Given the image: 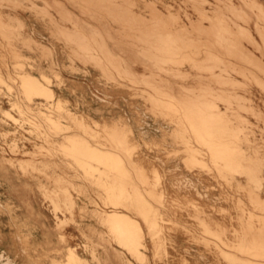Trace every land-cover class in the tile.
<instances>
[{"label": "bare ground", "instance_id": "1", "mask_svg": "<svg viewBox=\"0 0 264 264\" xmlns=\"http://www.w3.org/2000/svg\"><path fill=\"white\" fill-rule=\"evenodd\" d=\"M4 1L0 0L1 8ZM23 1L36 11L40 22L47 24V39L51 37L59 42H35L22 34L23 22L18 18L13 26L0 19V85L10 94L14 88L17 90L16 100L10 98L8 101L10 108L19 109L30 125L42 132L47 145L54 134L63 138L57 147L41 146L38 151L44 149L47 154L71 157L81 169L98 176L109 200L135 201L134 204L142 201V207L133 204L138 207L134 213L142 216L148 228L154 258L161 247L163 250L171 247L163 234L172 221L159 206L164 210L165 202H177L176 194L170 195L173 191L169 195L165 192L167 186H174L179 188L178 192L175 189L179 194V206L173 204L177 208H171L174 214H179V240L182 242L179 264H264V197L256 191L264 186V139L259 142L256 137V128L264 133V112L256 108L251 96L252 88L264 94V6L258 0H239L238 4L232 0H181L180 9L185 8L182 20L178 13L170 11L172 4L163 0H41L40 7L36 0H7V4L19 6ZM174 1L178 2L179 10V0ZM158 4L168 13L161 12ZM143 8L149 10L148 15L143 13ZM186 8L197 15L196 19ZM35 28L38 34L42 33L37 26ZM17 40L19 43L14 42ZM24 50L30 54L25 55ZM62 70L71 75H99L105 84V90L101 91L103 97L92 93V98L103 107L119 109V117L100 123L69 109L65 94H57L51 88L49 75L53 76L58 88L66 87ZM36 74L38 77L34 76ZM69 80L74 87L72 92H85L82 83ZM118 96L129 107L127 111L118 99L115 100ZM38 99L41 100L37 103L40 110L34 112L31 106ZM87 103L89 106L90 102ZM244 113L261 124L251 123ZM148 120L157 126L154 128L162 135L160 139L141 138L143 141L134 136L131 127L141 129ZM143 147L150 152L167 153L155 156L165 170L166 158H176L188 169L197 166L199 173L191 172V176H187L183 172L166 170L173 180L167 183L166 179L163 183L160 164L148 158L141 159ZM30 163L19 162L24 167ZM235 175L245 177V184ZM211 179L222 186L221 193L212 191ZM227 186L228 189L235 186L240 193L228 190ZM67 190L63 187L50 195L55 207H60V202L72 205ZM143 201L152 206L146 208ZM127 204L123 206L128 207ZM180 206H191L194 210L188 208L187 211ZM0 208L8 212L7 205L0 203ZM106 222L113 227L121 247L139 244L145 251L144 234L138 222L116 211L107 213ZM174 227L168 225V232L173 229L171 233H174ZM203 233H211L216 239ZM110 234L113 233L110 231ZM14 236L19 252L26 255L23 238L20 234ZM161 239L167 245L161 246L164 243ZM161 252L159 256L162 257ZM1 253L0 259L3 258ZM137 253L140 251L134 253L135 257ZM93 256L95 258L94 253ZM28 259L31 264L32 258ZM69 259V262L85 263L74 252H70ZM6 263L16 264L12 259Z\"/></svg>", "mask_w": 264, "mask_h": 264}, {"label": "rangeland", "instance_id": "2", "mask_svg": "<svg viewBox=\"0 0 264 264\" xmlns=\"http://www.w3.org/2000/svg\"><path fill=\"white\" fill-rule=\"evenodd\" d=\"M163 1L171 3L172 8L170 11L173 14L178 13L180 18L182 20L184 19L183 17H184V9L185 8L182 7L181 8L182 10L180 9L181 0H179V10L177 8L178 2H175L174 0H163ZM211 1L213 2V0H211ZM258 1L262 4V6H264V0H258ZM232 2L234 4H238L239 0H232ZM3 3L4 4L2 5V8L0 7V19L1 20L5 21L7 23L11 22L10 25L13 26L17 22L15 20V18H18L20 21L23 22V27H22L23 29L21 28V32L24 36H28L32 40H34L35 42H39V43H42V42L51 43V41L53 43L54 42L59 43L54 38L50 37V40L47 39V35H45L48 31L47 24L45 22H43V23L40 22V19H39L40 16H38V14H36V11L29 9V7H27L29 4L28 2L23 1V3H20L19 6L18 5L12 6L10 4H7V0L4 1ZM35 3L38 7L43 5V1H41V0H36ZM20 6L22 7L21 9H20ZM158 6H159V9L161 12H163L164 14L168 13L165 8L161 7L159 4H158ZM15 7H17V8H15ZM22 9L24 12L22 11ZM142 10H143V13L145 15H148L147 13H149V10H147L146 8H143ZM177 10H178V12H177ZM186 10L188 13L192 14L193 18L196 19L197 15L194 14L190 8H186ZM51 11H52V14L57 17L56 11L53 9ZM206 24H207V22H206ZM35 26H37L39 28V30L42 31L41 34H43L46 37H43V35L38 34L36 32ZM26 31H27V33H26ZM14 42L19 43L18 40L14 41ZM24 54L29 55L30 53L25 51ZM59 56L62 57L63 55H59ZM30 62H33V61L30 60ZM10 64L11 63H9V65ZM137 68L139 71H141L140 67H137ZM25 69L27 70L28 67L25 66ZM61 74L66 80V83H65L66 87H64L63 89L60 87L58 88L57 85L55 84L56 81L53 78V76L49 75L52 77L51 79H52L53 85L51 84V88L53 90H55L57 94H63V93L65 94L64 95L65 98L66 99L68 98L67 100H68V108L69 109H71V110L73 109L72 111H77L79 113H84L86 116H89L90 118L97 120L100 123H103L105 121L110 122L113 119H116L119 117V115L121 114L119 109L118 110H116V109L112 110L108 107H103V106H101V103L97 102L96 100H94L92 98V93H95L97 95L99 94L98 96L103 97L101 91L105 90V88H104L105 84L99 75H84L83 76V74H80V73L78 75H71L68 71L65 72V70H62ZM13 76L17 78V75H13ZM34 76L38 77L37 74ZM66 76H68V77H66ZM68 78L73 79V80H69ZM68 80L72 81V82L82 83L83 86L85 87V92H82L79 90H75L72 92L71 88L74 89V87H73V85H71L68 82ZM1 88H2V90H1ZM97 88L100 91H98ZM14 90H15V92H14ZM16 92H17V90L14 88L12 94H10L5 90V87L0 85V117L2 116L0 118V203L3 204L4 206L7 205V208H8L7 209L8 212H6V210L4 211L0 208V253L2 252L1 254L3 256V258L0 259V264H4V262H7V260H10V259L14 260V262L16 264H22V263L23 264H30L29 262H27V261H29V259H28L29 257L32 258V261H33L31 264H69L70 262H71V264H73V263L78 264V263L73 262V261L69 262V260H71V259H69L70 252H74L81 260H83V262H85L84 264H147L148 261H149L148 264H154L155 262L158 263L159 260L160 261L158 264H171V263L172 264H179V253H178L179 252V244L180 243L182 244V242H180V240H179V230H178L179 214H177V213L174 214V212L171 210V208L172 209L177 208L176 206L175 207L173 206L175 200H173V202L172 201L171 202L170 201L165 202L166 205L168 203H170V205L169 204H168L169 206L164 205V210L161 208V207H163L162 205L159 206L160 211L162 213L166 212L165 214H167V218L170 217L169 220L172 221L171 225L168 224L169 228L170 227L173 228L174 226L175 227H174V233H171L173 231V229L172 230L169 229L171 231L168 232V225L166 226L167 228H165L166 233L168 232V234L171 237L169 235H167L166 233H164L163 235H165L166 237L164 236V238H163V236H161V234L159 236L156 233L159 236V238L166 239L165 241L171 247L169 248L168 246H166L167 250H166V248H165V250H163L164 247H161V246H165L167 244H165V241L161 239V241H163L164 243L161 244L160 247L163 250V252L164 251H167V252L166 253L164 252V254H163V252H161V249L159 248L160 252L162 253L161 254L162 257L159 256L160 252H158L159 250L157 249L158 250L157 252L159 254H155L157 257L154 258L155 257L154 256V249L152 248L153 243L151 242L152 238L148 232V228H147V226H145V222H144V220H142L143 218L141 219L142 216L141 215L136 216V214H138V213H136V212L134 213V210L136 211V209L142 205L141 204L142 201H138L135 204H134L135 201H129L130 203L127 202L128 204H132L133 207H134V205H139L138 207L137 206L134 207L135 208L134 209L132 206H129L126 203V201L121 202V201L109 200L106 198L107 195H106V192L104 191L105 189L103 188L101 181L98 178V176L89 174V172L87 173L86 170L81 169L80 166L75 164V161L71 157L64 156L62 154L60 155V153H55V155H53L54 153H52V155L47 154L44 151V149L41 152L38 151V148H40L41 146H45V147L48 146V147H54V148L57 147L63 141V138L61 136L55 135L54 134L55 132L53 131L54 138L52 136V138L49 139L48 145H47V141L45 142L43 135L41 136L42 132L38 131L35 127H32L30 125L29 121L27 120V117H24L22 112L19 109L10 108L8 101L10 98H11V100H16V98H15V97H17ZM71 92H72V94H71ZM74 93L76 96L73 95ZM251 93H252L251 96L253 99V103L256 106V108L264 112V104H263L264 103V94H262L258 90H255V89L253 90V88L251 89ZM10 95L12 97H10ZM70 96H72V97H70ZM115 96H117V95L115 94ZM118 97H116L115 100L118 99L117 100L118 103L124 107L125 111H127L129 109V107L125 104L124 100H121V98L120 97L118 98ZM12 98H14V99H12ZM82 98L84 100H82ZM39 101H41V100L40 99H38L37 101L34 100V103L31 106V109H33L32 111L37 112V110L39 109L38 108L39 106H37V103ZM82 101H84V102H82ZM77 102H79V103H77ZM87 102L88 103L90 102L89 106L86 105ZM76 103H77V105L79 104L77 108L75 106ZM137 103L143 105L142 102L138 101ZM70 105H71V107H70ZM81 106H82V108H81ZM100 107L103 109L102 111L99 110ZM90 108H91V110H90ZM6 110H8L7 114L8 113L10 115L12 114L11 116H13V117H10L9 115L7 116V114L5 115L4 113ZM42 110L44 111V109H42ZM82 111H84V112H82ZM108 112H109V114H107ZM20 114H22V116H20ZM3 115H5L6 117ZM244 115L247 116V119L251 123H255V125H256V123L258 125L261 124L256 120L255 117H252V115L246 114V113H244ZM108 117H110V118H108ZM21 122H22V124L20 125L19 123H21ZM26 122H28V123H26ZM143 126H144V128L145 127L146 128L144 129ZM143 126L141 129H138L137 126L131 127V128H133L134 136L138 140L160 139L162 137V135L157 131V129H155L157 126L153 125L152 121L148 120L146 124H143ZM47 128L51 129L50 126H47ZM147 128H148V130H147ZM256 129H257L256 130L257 141L261 142V141H263L262 139H264V133L262 134L259 132L258 128H256ZM15 131H16V133H15ZM8 132H9V134L7 135ZM141 132H143V134ZM31 133H33V134H31ZM157 133H159V134H157ZM155 134H157V135H155ZM39 135H40V137H39ZM140 135H142L143 137L142 136L140 137ZM141 138H143V139H141ZM55 141H57V142H55ZM14 144L16 145V148L14 147L15 149L13 148V146H15ZM39 144H40V146H39ZM12 148L14 149V151ZM10 149H11L12 153H11ZM149 150H150L149 148L144 150V147H143V152H142L143 158H141V159L144 161L147 158L150 160H154L158 166L160 164V167H162L161 163L156 160L155 156L157 154L160 156H166L167 153H165V152H163V153L158 152L157 153L154 151L150 152ZM27 152H29V153L27 154ZM35 154H38V155H35ZM52 156H54V157L51 158ZM166 159H167V160H165L167 162L166 170L176 171V172H178V174H179V172L180 173L183 172L184 174H188L187 176H191V172L199 173V168L197 166L188 169V167L186 168V166L184 165V163L182 161H180V159H176V158H171V159L166 158ZM173 159H175V160H173ZM23 160H25V161H23ZM26 161H30L31 162L30 165L24 167L23 165L21 166L19 164V162H26ZM179 161H180V163H179ZM31 164H32L33 168L31 167ZM29 166L31 167V169ZM34 166H36V167L34 168ZM45 166H47V168ZM27 168H28V170H27ZM164 168L165 167L163 166L162 170H161L163 175L165 173V175L164 176L162 175V178H161L163 183H165L166 179H167L166 180L167 183L172 182V180H173L172 177L169 175V172H167ZM176 168H178V169H176ZM38 169H40V170H38ZM179 169H181V170H179ZM24 172H26V173H24ZM146 172L148 174H150V172L147 169H146ZM203 174L207 177L206 172H204ZM167 175L170 177H168ZM263 175H264V173H263ZM90 176H92V177H90ZM51 177H53V178H51ZM82 177H84V178H82ZM234 177H237V179H239L243 184H245V179H246L245 177L240 176V175H235ZM59 178H60L61 182H58ZM208 178L210 179L209 176H208ZM150 179H151V176H150ZM64 180H65V182H64ZM74 180H75V182H74ZM71 182H72L73 186L71 185ZM216 183H217L216 181L214 183V181L211 179V185L214 187V189L212 188V191L216 194H219V193H221V191H219V189H221L220 187H222V186H220L219 184L217 185ZM63 187L65 189L69 190V191L67 190V192H69L68 193L69 196L71 195L70 198H72L71 200H73V203H72V205L68 204L65 206L63 204V202H60V207H55L54 206L55 202L50 198V195L53 193V191H55V190L60 191V189ZM168 187L169 186H167V188ZM156 188H158V187H156ZM167 188H165V192L168 195H169V192L171 193V191H173L172 192L173 194H170L171 196L172 195L175 196V194H176V197H174V198L177 199V202L174 205L177 204V206H179V201H178L179 196H177L179 194L176 193V191L177 192L179 191V188L172 186V187L168 188V189H170L169 191ZM175 189H176V191H175ZM227 189H228V186H227ZM228 190H231L234 193L235 192L240 193V191L235 186L229 187ZM231 191L229 193H231ZM256 191H257V194L259 193V196L261 198L264 197V186H262V188L259 189V191H258V189ZM98 195H100V196L98 197ZM101 195H104V197L103 196L101 197ZM111 201H114L115 202L114 204H116V205H114ZM88 202H89V204H88ZM119 202H121V203H119ZM123 202L125 205L127 204L128 207H124L123 206L124 204H122ZM143 202L147 205V207H146V205L143 203V206H145L146 208H150L152 206V205H149V203H147L146 201H143ZM97 203H98V207H97ZM106 203H107V205H106ZM171 203H172V205H171ZM111 204H113L114 207L110 206ZM119 205H120V207H119ZM66 207H68V208L70 207V208L67 210ZM76 207H78V208H76ZM82 207H84V208H82ZM86 207H89V208H86ZM182 207L183 206H180V208H182ZM190 207L191 206L183 207L182 209L188 211V208H189L192 210L193 208L192 207L190 208ZM81 208H82V211L80 210ZM123 208H125V209H123ZM165 208H166V210H165ZM94 209L96 211H93ZM114 209H116V210H114ZM70 210H71V212H70ZM113 211L122 212V213L126 214L130 218V220L138 222L141 225L142 235L144 234V236H142V238L144 239L143 243L145 246V251H144V248L139 244H137L136 246L138 247V245H139V247L141 246L140 248L139 247L137 248L135 246L134 247L124 246V248H123V246L122 247L120 246V242H119V240H117L118 238L115 234L116 232H113L112 231L113 227L111 226V224L108 225V222H106L107 213H111ZM128 211H130V212H128ZM10 212H11V214H10ZM70 213L71 214L74 213L73 216ZM64 214H66V215L64 216ZM100 215H103V218L100 217ZM55 216L56 217L58 216V217L56 218ZM79 216H81V217L79 218ZM14 218H15V220H14ZM11 219H12V221H11ZM56 219H59L60 221L56 220ZM64 219H66V220H64ZM173 222H175V223H173ZM18 224H20V225H18ZM172 224H174V225L172 226ZM176 225H177V229H176ZM15 227H17V228H15ZM109 230L111 231V233L114 234V235L112 234L113 236L110 234ZM16 234H20V236L23 238V240L26 244V248L28 251V253L26 255L21 254V252H19V247H17V246H19V245H17V240H16V238H13V236ZM203 234H205V233H203ZM147 235H148V237H147ZM205 235L210 237V239H211V237L214 240L216 239L211 233H208ZM25 238H26V240H25ZM168 238L169 239L171 238L172 241L167 240ZM173 240H174V242H173ZM168 241H170V243H168ZM117 242H119V243H117ZM159 242H160V239H159ZM184 243L185 242H183V244ZM109 245H111L113 247V249ZM173 246H174V248L175 247L176 248L174 249ZM115 248L117 249L118 252L116 251ZM129 248H131V249L128 250ZM177 248H178V250H176ZM108 249L110 251H108ZM132 249H133V251H132ZM127 250L129 251V253ZM113 251H114V253H113ZM135 251L136 252L140 251V253L136 254L137 259H136L135 254H134V253H136ZM168 251H170V252H168ZM93 253L95 255V258H94V256L92 257ZM116 253H117V255H116ZM144 253H145V257H144ZM124 254L126 257H124ZM141 254H143V255H141ZM171 254H172V256L169 257ZM164 256L167 259H165ZM166 256H168V257H166ZM116 257H119V258H116ZM126 259L129 260L130 263ZM120 261H122V263Z\"/></svg>", "mask_w": 264, "mask_h": 264}]
</instances>
